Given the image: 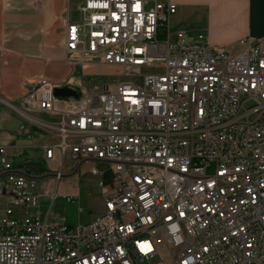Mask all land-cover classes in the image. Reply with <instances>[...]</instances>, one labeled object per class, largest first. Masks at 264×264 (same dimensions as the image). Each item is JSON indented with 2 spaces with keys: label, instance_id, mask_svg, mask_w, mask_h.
I'll return each instance as SVG.
<instances>
[{
  "label": "built area",
  "instance_id": "2783aa9c",
  "mask_svg": "<svg viewBox=\"0 0 264 264\" xmlns=\"http://www.w3.org/2000/svg\"><path fill=\"white\" fill-rule=\"evenodd\" d=\"M176 12L171 0L67 11L74 64L113 73L91 86L43 77L22 96L52 116L34 122L57 137L40 146L57 171L48 186L19 170L0 136V264H264V40L195 41L172 27ZM65 86L78 96H56ZM91 162L94 176L99 162L111 171L102 212L70 226L51 222V204L44 217L41 197L53 203L65 172Z\"/></svg>",
  "mask_w": 264,
  "mask_h": 264
},
{
  "label": "crops",
  "instance_id": "0c3cea01",
  "mask_svg": "<svg viewBox=\"0 0 264 264\" xmlns=\"http://www.w3.org/2000/svg\"><path fill=\"white\" fill-rule=\"evenodd\" d=\"M70 1L0 0V136L16 166L27 158L43 160L40 146L57 142L56 136L41 133L34 122L44 119L39 115L50 119V113L25 110L22 96L43 77L61 83L73 72L94 66L74 64L77 57L65 50L67 11L73 18ZM171 1L177 4L172 27L186 31L195 41L231 47L247 37L264 40V0ZM22 125L28 134L21 132ZM102 202L100 212L103 193Z\"/></svg>",
  "mask_w": 264,
  "mask_h": 264
},
{
  "label": "rangeland",
  "instance_id": "374dc122",
  "mask_svg": "<svg viewBox=\"0 0 264 264\" xmlns=\"http://www.w3.org/2000/svg\"><path fill=\"white\" fill-rule=\"evenodd\" d=\"M85 0H71L70 1V10L74 19L78 18V6L83 3ZM174 3V2H173ZM240 48V45L232 44L230 49L235 50ZM85 68V67H84ZM81 69L74 72L77 77L82 79V82L91 86L94 82L93 77L96 76V73H91L99 71L102 74L113 73L108 68H100L92 66L89 68ZM119 78L114 76L110 77L111 83H114ZM103 82V81H102ZM40 117L47 119L44 115H39ZM41 133L48 134L47 131L40 129ZM47 166V162L43 160ZM94 164L84 163L81 169H79L73 176L70 175L73 171L65 172L61 180L58 181L57 190L58 197L52 203L50 198L42 196L40 200V207L43 216L45 217L48 210L52 204V214L51 222L56 223L62 219H65L66 223L70 226L78 225L79 223L89 222L93 217L99 214L103 202H102V188L99 186V179L109 181L111 179V171L108 169L106 163L99 162L98 167L104 171L102 177L94 176L90 173L89 168ZM66 166L73 165V161L66 160ZM53 167V166H52ZM57 169L53 168L50 172L47 173L48 176L45 178L52 179L53 174H55ZM71 176V177H70ZM40 190V187L37 188V191ZM20 213V209H18Z\"/></svg>",
  "mask_w": 264,
  "mask_h": 264
},
{
  "label": "trees",
  "instance_id": "16d2710c",
  "mask_svg": "<svg viewBox=\"0 0 264 264\" xmlns=\"http://www.w3.org/2000/svg\"><path fill=\"white\" fill-rule=\"evenodd\" d=\"M17 168L27 174L44 176L49 170L43 160H32L27 158L17 165Z\"/></svg>",
  "mask_w": 264,
  "mask_h": 264
},
{
  "label": "water",
  "instance_id": "95a60500",
  "mask_svg": "<svg viewBox=\"0 0 264 264\" xmlns=\"http://www.w3.org/2000/svg\"><path fill=\"white\" fill-rule=\"evenodd\" d=\"M54 92H55L56 96H60V97L78 96V91L73 89V88H71V87H68V86L56 87ZM46 176H48V175H45L43 177H46Z\"/></svg>",
  "mask_w": 264,
  "mask_h": 264
}]
</instances>
